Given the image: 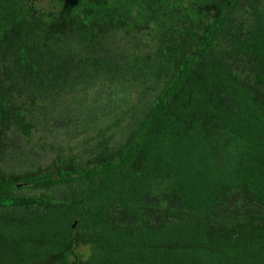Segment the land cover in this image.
Listing matches in <instances>:
<instances>
[{
    "label": "trees",
    "instance_id": "1",
    "mask_svg": "<svg viewBox=\"0 0 264 264\" xmlns=\"http://www.w3.org/2000/svg\"><path fill=\"white\" fill-rule=\"evenodd\" d=\"M57 114L0 264H264V0H0V136Z\"/></svg>",
    "mask_w": 264,
    "mask_h": 264
},
{
    "label": "rangeland",
    "instance_id": "2",
    "mask_svg": "<svg viewBox=\"0 0 264 264\" xmlns=\"http://www.w3.org/2000/svg\"><path fill=\"white\" fill-rule=\"evenodd\" d=\"M134 94V92H128L126 95L128 101H134ZM59 115L57 114L49 117L51 120L49 121L51 131H45L44 129V131H42V129L31 130L28 139H25L20 134H16L11 125L6 126L7 128L2 131L0 136V173H10L17 177L30 172L45 171L48 168L53 169L55 163H57L56 158H58L60 154H67V146L73 141V137L67 135L65 131L66 128L62 126L61 123L56 122L62 117L61 114ZM42 119H45L44 115ZM104 120L108 121L110 118ZM125 122V119L121 121V123ZM124 129L123 126L119 127V130L117 128H111L114 141H118L121 136L124 137L122 134ZM57 145L62 147L61 152L54 149V146ZM14 147H18L19 149H14ZM75 148L76 147H74L71 152L77 155L78 148ZM83 160L84 159L80 157V160L76 161L78 164H81ZM60 187H62V184L59 186H51L49 189L55 192L54 195H58ZM47 188L48 187H43V189H41L35 186H27V188L18 189L16 191L38 194L45 191ZM88 249L89 247L87 244L80 242L76 245L74 251L85 255L88 253Z\"/></svg>",
    "mask_w": 264,
    "mask_h": 264
}]
</instances>
